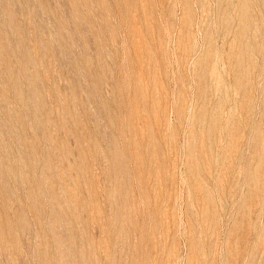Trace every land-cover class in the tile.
<instances>
[{
    "label": "rangeland",
    "instance_id": "rangeland-1",
    "mask_svg": "<svg viewBox=\"0 0 264 264\" xmlns=\"http://www.w3.org/2000/svg\"><path fill=\"white\" fill-rule=\"evenodd\" d=\"M0 264H264V0H0Z\"/></svg>",
    "mask_w": 264,
    "mask_h": 264
}]
</instances>
